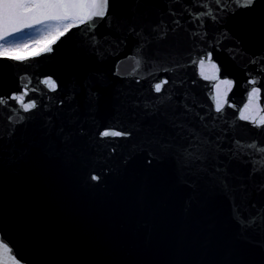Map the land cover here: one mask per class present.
I'll return each mask as SVG.
<instances>
[{
	"label": "water",
	"instance_id": "water-1",
	"mask_svg": "<svg viewBox=\"0 0 264 264\" xmlns=\"http://www.w3.org/2000/svg\"><path fill=\"white\" fill-rule=\"evenodd\" d=\"M27 57L0 59L5 264H264V162L248 147H264V0H109ZM24 85L28 112L10 99Z\"/></svg>",
	"mask_w": 264,
	"mask_h": 264
},
{
	"label": "snow or ice",
	"instance_id": "snow-or-ice-1",
	"mask_svg": "<svg viewBox=\"0 0 264 264\" xmlns=\"http://www.w3.org/2000/svg\"><path fill=\"white\" fill-rule=\"evenodd\" d=\"M216 4H221L222 0H213ZM257 0H223V7H227L230 3H234L238 8H251L256 4ZM109 0H0V59H10L14 61H24L28 57L22 54L20 51L13 50L12 45L9 43L8 37L13 34L12 29L15 28L19 31L20 26L18 21L23 17H30L35 20L36 23H41L44 20H56L66 21L72 20L73 23L66 24L63 31H60L58 36L45 42L40 48L29 53L31 56H39L41 52L51 51V45L55 44L59 37L66 35L73 27H80L87 24L89 28L93 27L94 21L99 19H105L108 14ZM229 11L234 9L229 8ZM208 15L215 19L213 10L211 8L206 12H201L194 18L200 19L203 16ZM79 21V23H75ZM7 23V29H6ZM27 27L28 25L25 24ZM7 31V35H6ZM212 53H207V58L211 61ZM198 63L202 66L205 61L199 60ZM139 64V62H137ZM215 67V65H213ZM49 90H56L58 87L55 80L50 77L42 81ZM168 83L167 80H162L154 85V90L160 93ZM224 84H233L231 80H223ZM252 84H256L257 81H251ZM28 86L24 85V89L19 94H13L10 99L15 100L23 111L28 112L37 107L35 100L27 101L25 97L28 96ZM260 92L258 87H253L249 93V100L252 98V94ZM6 103V100L0 98V104ZM247 105H245V108ZM216 112H221L222 107L219 102L215 104ZM243 110H241V118L243 117ZM254 127L264 128V118L259 122H253ZM103 138H124L131 135L130 132L115 129H106L99 133ZM206 144L205 141H201L200 145L195 146V150L190 152L189 158L191 161H202L206 159L203 146ZM237 149L241 148L242 145L239 141L236 142ZM253 149H256L258 154L261 156V161L264 162V147H258L255 143L248 145ZM187 151V150H186ZM256 162H254V167ZM92 179L99 180L98 176H93ZM5 252L11 254L13 249L3 239H0V264H5ZM9 259L14 264H21V260L17 259L16 255H10Z\"/></svg>",
	"mask_w": 264,
	"mask_h": 264
},
{
	"label": "rangeland",
	"instance_id": "rangeland-1",
	"mask_svg": "<svg viewBox=\"0 0 264 264\" xmlns=\"http://www.w3.org/2000/svg\"><path fill=\"white\" fill-rule=\"evenodd\" d=\"M72 21L48 22L25 30L27 33L20 37L23 32L8 38L13 50L20 51L26 56L32 51L40 48L45 42L52 40L60 31L64 30L66 24Z\"/></svg>",
	"mask_w": 264,
	"mask_h": 264
},
{
	"label": "trees",
	"instance_id": "trees-1",
	"mask_svg": "<svg viewBox=\"0 0 264 264\" xmlns=\"http://www.w3.org/2000/svg\"><path fill=\"white\" fill-rule=\"evenodd\" d=\"M27 32L26 31H24L22 34H20L21 36L20 37H23L24 36V34H26Z\"/></svg>",
	"mask_w": 264,
	"mask_h": 264
}]
</instances>
